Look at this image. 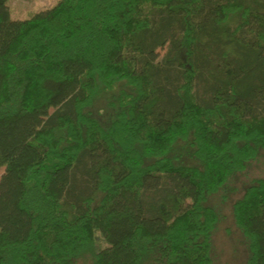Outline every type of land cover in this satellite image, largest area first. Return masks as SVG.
<instances>
[{
    "label": "trees",
    "instance_id": "obj_1",
    "mask_svg": "<svg viewBox=\"0 0 264 264\" xmlns=\"http://www.w3.org/2000/svg\"><path fill=\"white\" fill-rule=\"evenodd\" d=\"M260 157L264 0H0V264H213ZM232 216L264 264V174Z\"/></svg>",
    "mask_w": 264,
    "mask_h": 264
},
{
    "label": "rangeland",
    "instance_id": "obj_2",
    "mask_svg": "<svg viewBox=\"0 0 264 264\" xmlns=\"http://www.w3.org/2000/svg\"><path fill=\"white\" fill-rule=\"evenodd\" d=\"M57 0H8L12 19L28 18L46 9ZM160 50L159 54H163ZM93 114L104 124L108 122L111 110L106 101H99L92 107ZM0 170V175L2 173ZM264 174V159L258 158L245 171L231 177L217 193L208 197L207 203L214 208L218 220L212 233L211 256L213 264H244L247 258L246 242L232 216V204L244 192L245 187ZM98 236V234H97ZM99 237V236H98ZM100 237L98 238V242ZM75 264H91L88 256L79 258Z\"/></svg>",
    "mask_w": 264,
    "mask_h": 264
}]
</instances>
